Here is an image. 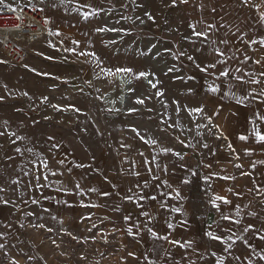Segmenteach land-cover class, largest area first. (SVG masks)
<instances>
[{"label": "rangeland", "instance_id": "rangeland-1", "mask_svg": "<svg viewBox=\"0 0 264 264\" xmlns=\"http://www.w3.org/2000/svg\"><path fill=\"white\" fill-rule=\"evenodd\" d=\"M8 1L40 7L61 45L43 37L20 65L0 50V264H108L111 218L174 173L193 197L202 173L228 167L239 184L247 173L264 204V32L234 20L261 0H91L85 16L69 0ZM117 68L133 71L112 112L102 97L117 96L106 71Z\"/></svg>", "mask_w": 264, "mask_h": 264}, {"label": "crops", "instance_id": "crops-1", "mask_svg": "<svg viewBox=\"0 0 264 264\" xmlns=\"http://www.w3.org/2000/svg\"><path fill=\"white\" fill-rule=\"evenodd\" d=\"M67 4L84 16L91 13L93 8L97 9L91 0H69ZM256 4L248 15L235 16L234 20L238 21L235 30H247L259 22L263 34L264 20L261 15L264 14V0ZM201 13L205 14L206 10H201ZM60 36L62 42L64 39L70 46L75 45L69 37ZM237 36L241 37L242 33ZM46 42L41 39L33 47H40ZM232 51H236L232 53L236 54L239 49ZM223 167L218 168L222 170ZM229 172L228 167L223 169L224 174H220V170H214L215 175L210 176L208 172H201L202 176L197 178V182L206 190L203 197L190 195L189 181L187 187L180 185L176 181L180 177L174 173L176 179L167 178L155 183L150 197L138 198L135 204L130 202L132 204H128L124 210V220H110L113 226L117 225V229L121 230L118 232L120 245L116 248L117 257L108 264H264V204L255 206L253 203L254 192L246 184V178L252 176L245 175V180L239 184ZM177 192L179 198H176ZM153 196L156 199H151ZM215 196L225 197L231 203L216 200L219 207H213ZM224 216L229 219H223ZM123 221L124 225L120 227ZM152 232L158 237L167 236L168 240L158 239ZM208 232L219 239L209 238ZM172 240L180 243H169ZM180 244L186 246L180 247Z\"/></svg>", "mask_w": 264, "mask_h": 264}, {"label": "built area", "instance_id": "built-area-1", "mask_svg": "<svg viewBox=\"0 0 264 264\" xmlns=\"http://www.w3.org/2000/svg\"><path fill=\"white\" fill-rule=\"evenodd\" d=\"M43 37L61 45L53 37L49 20L40 7L3 0L0 4V50L10 62L23 64L28 57L26 48Z\"/></svg>", "mask_w": 264, "mask_h": 264}, {"label": "snow or ice", "instance_id": "snow-or-ice-1", "mask_svg": "<svg viewBox=\"0 0 264 264\" xmlns=\"http://www.w3.org/2000/svg\"><path fill=\"white\" fill-rule=\"evenodd\" d=\"M182 2H185V3H186L187 0H182ZM2 3H3V0H0V4H2ZM149 19H152V17L149 16ZM261 19L264 20V14L261 15ZM106 30H108V29H104V28L97 29V31H101V32H102V31H106ZM196 34H197V35H202L201 33H196ZM252 42H253V43H256V41H252ZM260 43H261L262 45H264V40L260 41ZM69 51H70V50H69ZM81 54H83V55H94V54H92V53H81ZM189 59H192V57H189ZM197 67H199V65H197ZM208 68H215V65H214V64H209V65H206L205 67L201 68L200 70H201L202 72H207ZM102 71H105V70L102 69ZM106 71H107V74H108V75H115L116 73H128V74H131L133 70H132L131 68H117V69H115V71H113L112 69H107ZM237 71H239V69H238ZM138 75H139L140 77H143V76H145V73L141 72V73H139ZM227 75H228L227 70H223V71L220 72V76H227ZM237 78L242 80V77H237ZM245 82H246V81H245ZM252 82H253V83H259L260 81H258V80H253ZM153 86H155V85H153ZM209 91H211V92H216V91H217V88L212 87V88L209 89ZM260 95H264V92H261ZM240 102H242V100H238V103H240ZM136 103H137V104H143L144 101H143L142 99H137V100H136ZM53 107H56V106L54 105ZM133 111H135V109H133ZM202 111H203L202 108H197V109H192V110H191V112H202ZM133 131H135V129H133ZM0 135H2V133H0ZM256 138H257L258 141H260V142H264V135H261L258 131L256 132ZM240 139H242V140H246L247 137L241 136ZM146 142L155 143V141H146ZM204 147H207V145L205 144ZM17 151H19V149H17ZM164 151L167 152V151H171V150H170V149H164ZM177 155H178V154H177ZM180 158L183 159L182 156H181ZM45 167H47V164H46V163H45ZM237 167H241V165H237ZM245 175H247V173H245ZM38 180H39V177H37V181H38ZM14 183H15V181H14ZM185 183H188V181H185ZM77 187H79V185H77ZM0 191H3V189H0ZM93 191H94V189H93ZM179 195H180L179 192H177V193H176V198H179ZM151 199L154 200V199H156V197L153 196V197H151ZM216 200H222L224 204H230V203H231V201H229V200H228L227 198H225V197L215 196V198H214V200H213V207H217V208H218L219 206L215 203ZM173 211H177V212H178L179 209H173ZM145 215H147V213H145ZM223 219H226V220H227V219H229V217L224 216ZM235 223H238V221H235ZM39 227H44V225H39ZM169 227H171V225H169ZM149 231L151 232V229H149ZM128 232H129V234H131L132 230L129 228V229H128ZM152 235H153L154 237L158 238V239L168 240V237H167V236H164V237H158L157 234H156L155 232H152ZM207 235H208L209 238H211V239H213V240H218V239H219V237L215 236L212 232H208ZM169 243L179 244L180 242H179V241L172 240V241H169ZM185 246H186V245H184V244H180V247H185ZM0 247H3V245H0ZM12 264H16V262L13 261Z\"/></svg>", "mask_w": 264, "mask_h": 264}, {"label": "bare ground", "instance_id": "bare-ground-1", "mask_svg": "<svg viewBox=\"0 0 264 264\" xmlns=\"http://www.w3.org/2000/svg\"><path fill=\"white\" fill-rule=\"evenodd\" d=\"M105 33V32H104ZM114 83H118L120 88L117 92V96L115 95V92H109L105 94L102 98L104 99L105 105L112 110V112L118 111L120 107H123L125 103V95L126 90L128 88V82L126 81V77L121 75L120 73H116L115 75H112L110 78ZM146 80V78H144Z\"/></svg>", "mask_w": 264, "mask_h": 264}]
</instances>
